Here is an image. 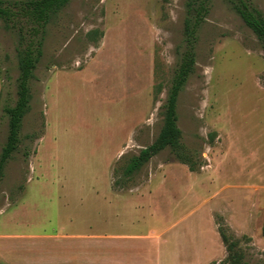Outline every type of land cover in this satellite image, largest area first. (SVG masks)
I'll use <instances>...</instances> for the list:
<instances>
[{
  "label": "rangeland",
  "instance_id": "rangeland-1",
  "mask_svg": "<svg viewBox=\"0 0 264 264\" xmlns=\"http://www.w3.org/2000/svg\"><path fill=\"white\" fill-rule=\"evenodd\" d=\"M249 1L264 15V0ZM186 3L71 0L47 25L19 144L0 180V234L91 227L140 236L139 264H227L224 225L248 264H264V49L227 0H212L178 97L177 124L198 169L165 149L125 173L163 125ZM17 40L0 20V155L4 107L17 100ZM71 216L88 223L70 225ZM42 248L3 242L0 264H36L28 255Z\"/></svg>",
  "mask_w": 264,
  "mask_h": 264
},
{
  "label": "trees",
  "instance_id": "trees-1",
  "mask_svg": "<svg viewBox=\"0 0 264 264\" xmlns=\"http://www.w3.org/2000/svg\"><path fill=\"white\" fill-rule=\"evenodd\" d=\"M71 0H0V20L5 29L17 35L16 55L19 75L17 78V100L14 106H5L9 121V131L0 155V180L8 160L17 150L23 118L29 111L31 101L30 80L34 77L42 56L47 25ZM243 22L256 34L264 49V15L249 0H227ZM212 0H187L184 20V44L180 60L173 72L166 102L163 125L155 139L131 158L125 173L132 175L139 171L155 155L169 149L175 159L189 167L198 169V162L182 142V131L177 121L178 97L196 67V46L199 30L210 12ZM102 36L98 30L90 33V39ZM160 88H157L159 91ZM219 234L227 249V264H248L241 240L227 233L224 225L219 226ZM245 239V237H243Z\"/></svg>",
  "mask_w": 264,
  "mask_h": 264
},
{
  "label": "crops",
  "instance_id": "crops-1",
  "mask_svg": "<svg viewBox=\"0 0 264 264\" xmlns=\"http://www.w3.org/2000/svg\"><path fill=\"white\" fill-rule=\"evenodd\" d=\"M107 218L102 221L107 223ZM67 223L86 226L88 222L71 216ZM90 228H80L81 232L73 234L61 228L49 236H38L39 233L0 234V244L4 242L6 247H10L12 243H20L27 248L32 244H42V251L35 256L28 255L35 258L36 264H139L142 256V246L138 244L140 236L86 232Z\"/></svg>",
  "mask_w": 264,
  "mask_h": 264
}]
</instances>
